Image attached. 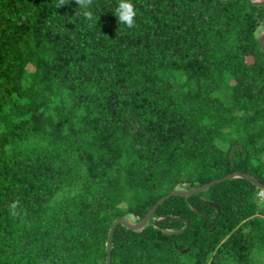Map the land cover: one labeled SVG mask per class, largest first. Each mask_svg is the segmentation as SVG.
<instances>
[{"label":"trees","instance_id":"16d2710c","mask_svg":"<svg viewBox=\"0 0 264 264\" xmlns=\"http://www.w3.org/2000/svg\"><path fill=\"white\" fill-rule=\"evenodd\" d=\"M57 2L0 0V264H106L173 189L264 183V5ZM260 191L173 195L111 264H264Z\"/></svg>","mask_w":264,"mask_h":264},{"label":"water","instance_id":"95a60500","mask_svg":"<svg viewBox=\"0 0 264 264\" xmlns=\"http://www.w3.org/2000/svg\"><path fill=\"white\" fill-rule=\"evenodd\" d=\"M252 4L254 5H264V0H249ZM258 39L262 48V51L264 52V30L258 35ZM241 145H235L233 147V149L231 150L230 156H233V150L236 147H240ZM232 165H233V161H232ZM236 177H244L246 179H249L252 183H254L256 186H258L259 188L264 189V183L261 182L260 180H258L256 177L252 176L251 174L242 172V171H236L233 172L231 174H228L226 176L214 179L208 183H205L203 185H200L198 187H195L193 189H185V188H181V187H177L175 189H173L172 191H170L169 193H167L166 195H164L163 197H161L155 204L154 206L149 210V212L147 213V215L139 222L136 221V217L133 214H129V215H124L120 218H117L110 230H109V235H108V239H107V259H106V264H111V260H112V256H111V249H112V238H113V234L114 231L116 229V227L122 223L124 225H126L129 228H132L134 230H142L143 228H145L150 221V218L152 216V214L154 213V211L158 208V206L160 204H162L165 200H167L169 197L173 196V195H180V196H190L196 193H200L208 188H210L212 185H214L217 182L226 180V179H230V178H236ZM214 207L218 208V206L214 205ZM219 210V208H218ZM157 221H164V220H171V221H177V220H183L186 222V225L180 229H170V228H163V230L167 233H172V234H178L183 232L188 226H189V220L182 217V216H173V217H161V218H157Z\"/></svg>","mask_w":264,"mask_h":264},{"label":"clouds","instance_id":"9594fccd","mask_svg":"<svg viewBox=\"0 0 264 264\" xmlns=\"http://www.w3.org/2000/svg\"><path fill=\"white\" fill-rule=\"evenodd\" d=\"M70 3V0H58L55 4L56 8ZM93 0H76L77 6L81 9L82 15L88 20L93 21L91 5ZM117 17L119 25H126L131 28L136 22V9L133 0H117V5L113 12Z\"/></svg>","mask_w":264,"mask_h":264},{"label":"built area","instance_id":"2783aa9c","mask_svg":"<svg viewBox=\"0 0 264 264\" xmlns=\"http://www.w3.org/2000/svg\"><path fill=\"white\" fill-rule=\"evenodd\" d=\"M258 196L261 198L262 202L264 203V190H261V191L258 193Z\"/></svg>","mask_w":264,"mask_h":264},{"label":"bare ground","instance_id":"6f19581e","mask_svg":"<svg viewBox=\"0 0 264 264\" xmlns=\"http://www.w3.org/2000/svg\"><path fill=\"white\" fill-rule=\"evenodd\" d=\"M261 190H264V189L261 188Z\"/></svg>","mask_w":264,"mask_h":264}]
</instances>
